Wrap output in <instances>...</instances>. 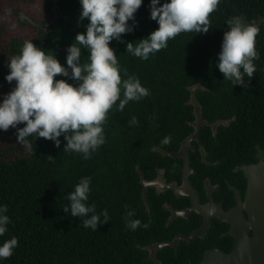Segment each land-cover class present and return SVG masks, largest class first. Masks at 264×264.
I'll use <instances>...</instances> for the list:
<instances>
[{"label":"trees","instance_id":"1","mask_svg":"<svg viewBox=\"0 0 264 264\" xmlns=\"http://www.w3.org/2000/svg\"><path fill=\"white\" fill-rule=\"evenodd\" d=\"M60 4L66 16L56 25L50 47L39 44L40 30L28 40L54 53L63 64L67 45L77 31H84L87 18L77 23L79 0H60ZM147 4L148 0H142L136 10L133 31L122 33V39H113L109 45L121 68L126 69V74H135L149 94L129 100L122 111L115 110V105L108 110L105 142L87 159L80 153L64 152L62 135L60 146L50 139L29 137L32 151H27L16 142L14 128L0 130V204L7 205L10 218L0 240L11 235L18 238L12 254L0 259V264H149L144 262L147 251L143 246L171 238L176 231L164 225L167 210L159 196H152V190L146 198L153 220L144 225L149 216L140 173L152 177L157 166H166L168 175L179 177L181 159L166 151L176 150L192 131L189 121L194 119L190 101L194 84L205 86L194 92L204 116L215 120L236 115L229 125L219 126L216 136L205 133L206 127L202 131L208 158L218 162L197 165L192 158L198 171L193 177L195 183L201 181V189L203 174L217 182L223 177L232 178L236 166L256 159V146L264 147V27L256 34L259 58L254 60L253 76L245 77L246 87L223 79L215 64L227 28L226 17L238 14L250 20L262 18L264 0H220L209 13L210 27L206 32L178 33L168 40L167 47L140 59L125 50V41L134 40L135 44V39L157 27L149 17ZM24 40L15 35L0 47V97L12 86L4 78L9 70L8 57L19 52ZM86 55L82 49L83 60ZM59 76L56 74L54 79ZM121 76L125 78V73ZM132 116L136 124L128 123ZM166 135L170 139L162 144ZM81 176L91 178L88 203H94L97 212L108 210V221L96 229L85 228L82 218L63 210L68 203L67 193ZM240 176L243 177L241 172ZM168 201L172 203L170 198ZM129 210L132 218L140 221L135 229L125 224ZM190 225H182V230L189 231ZM214 227L204 237L183 240L178 249L162 248L161 264L196 263L205 249L222 247L226 239L219 237Z\"/></svg>","mask_w":264,"mask_h":264},{"label":"clouds","instance_id":"2","mask_svg":"<svg viewBox=\"0 0 264 264\" xmlns=\"http://www.w3.org/2000/svg\"><path fill=\"white\" fill-rule=\"evenodd\" d=\"M220 0H148L149 17L157 27L138 39L125 41V50L147 59L181 32L202 33L210 27L209 13ZM142 0H79L77 23L87 18L84 31H77L66 47L62 64L51 51L24 40L19 52L8 57L5 80L12 82L10 90L0 97V130L15 129L16 142L32 151L29 137L50 139L54 145L65 143L64 152H76L87 159L91 152L105 142L106 114L115 105L122 111L129 100H139L149 94L135 74H126L118 63L117 54L109 41L122 39L136 23L135 12ZM131 21V22H130ZM264 18L247 20L234 14L226 17L215 64L223 79L234 84L248 85L256 70V34ZM75 41V42H73ZM86 50V60L82 59ZM125 73L122 78L121 73ZM56 74H60L56 77ZM68 78V79H65ZM70 81H74L70 82ZM118 101V103H117ZM22 123V126H17ZM129 124H136L132 116ZM170 137L164 136L162 144ZM51 158V156L49 157ZM91 178L81 176L66 195L65 213L82 218L85 228L96 229L108 221V210L96 211L88 203ZM126 213L125 224L135 229L140 221ZM10 218L7 205L0 204V236L7 231ZM18 238L11 235L0 240V259L12 254Z\"/></svg>","mask_w":264,"mask_h":264},{"label":"flooded vegetation","instance_id":"3","mask_svg":"<svg viewBox=\"0 0 264 264\" xmlns=\"http://www.w3.org/2000/svg\"><path fill=\"white\" fill-rule=\"evenodd\" d=\"M12 2L15 4V8L19 9L22 11L23 7H31L32 10L36 9V4L35 6H31V2L28 3V0H12ZM48 4H53V0H48ZM51 8H44L41 11V18L42 20L45 19V17H47L46 20L41 21V23H47L48 21H50L51 17L53 16V14L50 12ZM21 11H17V12H21ZM23 13V12H22ZM66 14L64 13V10L62 8V15L61 17L58 19V23L60 21V19L62 17H65ZM242 16V15H241ZM245 17V16H243ZM27 22H31L34 23V26L38 28V30H40L42 32V37L41 40L39 42L40 45L42 46H48L50 47V42L52 41V35L55 31L56 26H47L44 28V26L40 25L38 26V23H40V21L38 20H33L29 18V16L24 15V17ZM264 18V17H262ZM245 19H248L247 17H245ZM5 21L3 15L0 16V22L3 23ZM34 21V22H32ZM264 27V21H261L260 23V27ZM37 28L35 29L37 31ZM15 35H12L8 41L14 37ZM263 37V36H262ZM32 38V36L30 37ZM7 41V42H8ZM196 86V87H194ZM198 87H202L205 88V86L203 84H194L191 86V90L193 91L192 93V99H190L191 104H192V113L194 115V119L190 120L189 123L192 126V131L189 132L181 141L180 145L178 146V148L176 150H171V151H177L179 149V147L182 145L183 141L196 130L197 125L200 123V120L198 119V114L201 115V119H202V123L200 124V132H199V137L198 138H193L190 141V145H189V165L190 167L193 169L191 173H189V179L191 184L193 185L194 189L196 190V195L199 198V201L204 204L206 202L209 201V194L211 193L212 197H213V201L215 203H219L222 208L224 210H229L231 208H233L234 206L237 205L238 200H237V195L239 194L241 196V198L244 197L245 195V191H246V187H247V178L246 175L242 169V165L243 164H249V163H256L258 162L260 159L264 160V147H260V146H256V152H255V160L246 162V163H241L238 166H236L235 168V174L233 175V177L228 178V177H223L222 180L220 181H214L213 177H211V175L208 174H203L202 175V187L203 189H201L198 185L200 184V182L197 180V182L195 183L194 180V175L197 174V169L196 166L193 164V162H195L196 160V164L197 165H201V163H208V164H212V163H216L218 162V160H212L210 158H208V149L206 148V145L203 142L202 139V131L204 129V127H206L204 129L205 133H210L211 132V136H216L219 126L223 125V126H227L231 123V121L233 119L236 118V115L233 114L231 116H227V117H219L215 120H210L208 117L204 116V114L202 113V106L199 104V101L196 98L195 95V91L198 89ZM228 120L227 123H218V121L220 120ZM170 151V150H169ZM167 154V151H166ZM169 155V154H167ZM170 156V155H169ZM174 157V156H171ZM195 158V160H193L192 158ZM174 158H180L181 159V164H180V175L179 177H177L175 174H171L168 175L167 174V168L166 166H157L156 167V172L152 177H146L144 175L143 172L140 173V177H141V182H142V193L145 196V204H146V208L148 211V220L144 222V225H149L153 218L151 217V207H150V203L148 201V199L146 198V196H148L149 192L152 190V196H159L161 198V204L162 206L167 210V213L164 217V225L167 226L168 228L171 229H175V233L173 234V236L171 238L168 239H162V240H153L151 241L149 244L143 246L144 249L147 251V255L144 258V262L147 263L149 262V264H161L163 262V259L160 258V250L162 248L165 247H172L174 249H178L181 242L183 240L185 241H192L198 237H204L206 235H208V233L210 232L212 226H215L214 228L217 230L216 232L218 233V236L221 238L226 239L225 241H223V245L222 247H210L204 250L203 252V256L201 257V259L205 256V254L211 250V249H221L224 251H230L235 243V239L234 236L229 234L228 232L231 229V224L230 222L227 221H223L221 219H219L216 216H212L211 218V224L209 226V228L207 229L206 232L201 233L200 235L194 237L193 239L189 240V239H180L179 243L177 244V246H173V245H164L162 247H158L157 251H156V255L153 256L152 253V249L151 246L154 243H161V242H168V241H172L173 238H175L177 235H189L192 234L196 229H198L203 223H204V215L198 211H196L195 209H193L192 211H189L187 214L185 215H181L178 213L179 210H184L187 211V209L192 205V198L188 195H184V194H180L178 192H176L174 189L163 185L162 183H158V184H149L147 186L146 191H144V182H143V178H145L148 181H153L155 178H157L159 175L164 176L165 180L167 183H172L175 182L178 186L183 184V167H184V158L181 156H175ZM240 172L242 173V176H240ZM143 175V176H142ZM237 175V176H236ZM244 180H242L241 178ZM230 192H232V195L230 194ZM157 198V197H156ZM158 198V199H160ZM168 198H170V200L172 201V203H170L168 201ZM210 212H214L215 209L211 208L209 209ZM245 215H247V212L245 211ZM189 225L192 226L191 228H189V231L186 230H182V225ZM249 234H253V230H249ZM200 259V260H201ZM200 260H198L196 263H191V264H197Z\"/></svg>","mask_w":264,"mask_h":264},{"label":"water","instance_id":"4","mask_svg":"<svg viewBox=\"0 0 264 264\" xmlns=\"http://www.w3.org/2000/svg\"><path fill=\"white\" fill-rule=\"evenodd\" d=\"M51 9L53 10V16L50 21L47 23L40 22L38 26L42 25L45 28L49 25L53 27L58 24V19L62 15L60 0H53ZM198 119L200 123L197 125L196 130L183 141L179 149L177 151H167L170 156H181L184 158L183 184L178 186L175 182L167 183L164 176H162L163 174L153 181L143 178V182L144 191H146L149 184L162 183L180 194L190 196L193 201L192 205L187 211L179 210L178 213L185 215L195 209L204 215L205 220L192 234L177 235L172 241L154 243L151 246L153 256L156 255L158 247L168 244L177 246L180 239L191 240L206 232L211 224L212 216H216L223 221L230 222L231 229L228 233L234 236V246L230 251L211 249L197 264H264V160L260 159L256 163L242 165L247 178V187L243 198L239 194L237 195L238 203L236 206L229 210H224L219 203L213 201L211 193L209 194V201L202 204L189 179V173L193 170L189 165V143L191 139L199 137L200 124L203 122L200 114H198ZM220 122L227 123L228 120L218 121V123ZM211 208H214L215 211L210 212L209 209ZM245 211L247 215H245ZM251 229L253 234L250 235L249 230Z\"/></svg>","mask_w":264,"mask_h":264},{"label":"rangeland","instance_id":"5","mask_svg":"<svg viewBox=\"0 0 264 264\" xmlns=\"http://www.w3.org/2000/svg\"><path fill=\"white\" fill-rule=\"evenodd\" d=\"M30 2L31 6H35L36 4L37 8L32 10L31 7H23L21 11L20 8H15V4L12 2V0H0V16L3 15L5 19L3 23L0 22V47L6 43L12 35L29 39L31 36L36 34L35 29L37 27L34 26V23L29 21L27 22V20L24 21V14L29 16L31 19L33 18L34 20H38L40 22L47 19V17H45L44 20L40 18L42 9L51 8V4L46 5L48 0H28V3ZM50 12L53 14L52 9H50Z\"/></svg>","mask_w":264,"mask_h":264}]
</instances>
